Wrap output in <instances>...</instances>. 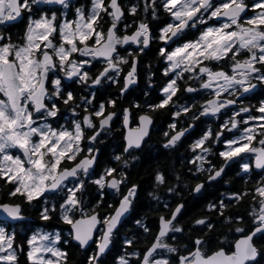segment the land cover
<instances>
[{
  "label": "snow or ice",
  "instance_id": "6c2138e0",
  "mask_svg": "<svg viewBox=\"0 0 264 264\" xmlns=\"http://www.w3.org/2000/svg\"><path fill=\"white\" fill-rule=\"evenodd\" d=\"M157 113L192 182L154 169L166 194L148 193L147 221L127 170ZM230 169L244 186L186 229L184 192ZM73 249L81 264H264V0H0V264H72Z\"/></svg>",
  "mask_w": 264,
  "mask_h": 264
},
{
  "label": "trees",
  "instance_id": "16d2710c",
  "mask_svg": "<svg viewBox=\"0 0 264 264\" xmlns=\"http://www.w3.org/2000/svg\"><path fill=\"white\" fill-rule=\"evenodd\" d=\"M159 115L163 118V120L168 119L167 113H159ZM159 126V124H158ZM162 134L152 133V140L150 144L153 145L151 153L145 157L141 156V159L133 164V167L128 169L130 173V180L134 183H139L142 185V188L139 193V201L138 206L135 213V218H141L145 216L147 221H151L154 219V213H152L151 209L148 207L152 205L156 206V202L152 200V197L148 195L149 192L157 191L162 198L165 197V188L162 187L160 189H155L152 181V172L154 169H161L167 173H170V185H175L176 181L174 176L176 174H180L185 182L191 183L192 178L185 171L186 165L181 163V157H187V154L183 151L179 153H168L160 147V142ZM116 142L108 143L106 155L111 154L112 150L116 147ZM236 169L228 170V175L225 177L226 180H230V184H221L216 188H212L206 193L203 197H198L196 199L193 198L191 194L187 191L184 192V201L186 204L185 213L181 220V223L187 229L191 224V221L194 218H198L205 214L206 204L210 201H214L220 193H225L229 191L231 188H242L244 185L242 181L235 176ZM250 210L249 207H241L238 205H233L231 209L228 210L227 214L235 215L246 214ZM215 222V218H214ZM218 231H225L223 227H220ZM133 236L136 235L139 240H141V247H143V236L138 232L137 227L133 224L132 221H129L124 229H122V236ZM195 235V231L193 232ZM239 234H237L238 238ZM151 238L149 237V240ZM119 245H117V249ZM84 260V256L82 253L77 252L73 249L72 256V264H81ZM109 262H111V257H109Z\"/></svg>",
  "mask_w": 264,
  "mask_h": 264
},
{
  "label": "flooded vegetation",
  "instance_id": "af4514ba",
  "mask_svg": "<svg viewBox=\"0 0 264 264\" xmlns=\"http://www.w3.org/2000/svg\"><path fill=\"white\" fill-rule=\"evenodd\" d=\"M253 102H255V101H253ZM167 116H168V115H167ZM155 119H156L155 130H154L152 133H159V134H162L163 131L166 130V125H167V122H168V119H169V118L163 120V118L159 115V113H157ZM158 124H159V126H158ZM160 138H161V140L163 141V135H162V137H160ZM193 138H195V137H193ZM162 141L160 142V145H161ZM107 146H108V144L103 148V150H105V152H106ZM180 151L185 152V153L187 154V156L190 155V153L186 151V148H181ZM141 156H142V155H141ZM30 214H31V215H35L34 212H33V213H30Z\"/></svg>",
  "mask_w": 264,
  "mask_h": 264
},
{
  "label": "bare ground",
  "instance_id": "6f19581e",
  "mask_svg": "<svg viewBox=\"0 0 264 264\" xmlns=\"http://www.w3.org/2000/svg\"><path fill=\"white\" fill-rule=\"evenodd\" d=\"M219 229V228H218Z\"/></svg>",
  "mask_w": 264,
  "mask_h": 264
}]
</instances>
